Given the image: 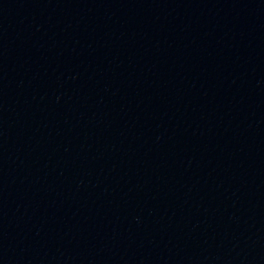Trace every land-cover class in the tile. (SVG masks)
<instances>
[{
  "label": "water",
  "instance_id": "1",
  "mask_svg": "<svg viewBox=\"0 0 264 264\" xmlns=\"http://www.w3.org/2000/svg\"><path fill=\"white\" fill-rule=\"evenodd\" d=\"M0 264H264V0H0Z\"/></svg>",
  "mask_w": 264,
  "mask_h": 264
}]
</instances>
